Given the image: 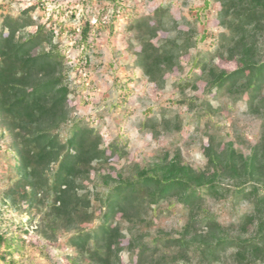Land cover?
<instances>
[{"label": "rangeland", "instance_id": "1", "mask_svg": "<svg viewBox=\"0 0 264 264\" xmlns=\"http://www.w3.org/2000/svg\"><path fill=\"white\" fill-rule=\"evenodd\" d=\"M221 12V0H0V33H6L8 20L29 24L17 37L43 28L64 56L70 95L62 140L74 123H81L101 135L103 147L117 143L124 152L80 182L78 194L89 198L94 217L77 224L56 216L47 192L32 203L17 192L10 195L16 163L11 134L0 120V233L25 242L23 256L0 259V264H91L70 239L79 232L92 234L101 223L104 210L98 198L108 188L142 173L165 171L172 163L209 170L210 177L214 153L233 149L248 160L254 148H264V115L250 111L246 97L235 90L211 91L220 75L242 66L245 47L254 48V58L264 60V32L245 28L239 32L245 46L229 51L232 33ZM87 24L90 31L83 43L81 32ZM144 41L167 50L170 58L153 78L144 75L138 59ZM49 48L45 43L31 55ZM196 63L205 64V70L195 68ZM245 181L243 174L217 176L216 191L204 195L195 218L214 215L219 236L255 240L259 225H264V208L232 199L235 186ZM259 194L264 196V191ZM167 206L164 203L154 216L151 208L142 209L143 221L124 222L117 216L122 264H135L142 243L181 236L188 215L178 204ZM190 264L201 262L191 257ZM216 264H264V255L240 263L228 249Z\"/></svg>", "mask_w": 264, "mask_h": 264}, {"label": "trees", "instance_id": "2", "mask_svg": "<svg viewBox=\"0 0 264 264\" xmlns=\"http://www.w3.org/2000/svg\"><path fill=\"white\" fill-rule=\"evenodd\" d=\"M221 5L222 15L229 19L225 25L232 33L233 45L229 51L245 46L244 35L239 33H244L245 28L252 27L254 33L264 32V0H221ZM28 25L8 20L4 24L6 33H0V120L11 134L10 149L16 163L12 168L16 179L10 195L17 192L32 203L39 193L47 192L58 218L88 223L94 213L90 211L89 198L78 194L82 190L80 182L87 180L91 172L105 169L114 156L121 157L124 152L117 143L103 147L101 135L81 123H74L62 140L60 129L69 116L70 91L66 83L69 68L43 28L30 36L17 37L19 30ZM89 31L87 24L81 32L83 43L87 42ZM45 43L50 45L49 50L31 55ZM143 44L138 59L144 75L153 78L170 63L168 51H160L149 42ZM253 51L254 48L245 47L242 66L220 75L211 91L235 90L240 97H246L250 111L264 115V60L254 58ZM200 65L204 71L205 64L196 63L194 67ZM209 165L213 169L210 177L209 170L195 171L172 163L165 171L142 173L118 182L98 198L104 210L101 223L92 234L79 232L73 236L72 245L85 252L91 264H122L123 248L119 242L122 234L117 216L124 222L143 221L142 209L151 208L154 216L167 202V208L178 204L188 215L181 236L154 238L149 244L138 245L135 264H190L191 257L199 259L201 264H216L228 249L235 251L240 263L259 260L264 255V225H259L255 240L240 241L219 236L214 215L204 214L197 220L195 213L204 195L216 191L213 180L222 175L236 178L243 174L246 181L235 186L232 199L247 200L257 208H264V196L259 194L264 191V148H254L248 160L233 149L221 155L214 153ZM51 166H55L52 172ZM245 220L248 222L250 216ZM24 246L23 238L0 233L3 261L7 257L23 256ZM132 257L133 252L130 261Z\"/></svg>", "mask_w": 264, "mask_h": 264}]
</instances>
